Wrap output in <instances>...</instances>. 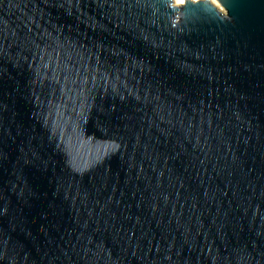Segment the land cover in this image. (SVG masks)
<instances>
[{
    "label": "water",
    "instance_id": "1",
    "mask_svg": "<svg viewBox=\"0 0 264 264\" xmlns=\"http://www.w3.org/2000/svg\"><path fill=\"white\" fill-rule=\"evenodd\" d=\"M0 264H264V0H0Z\"/></svg>",
    "mask_w": 264,
    "mask_h": 264
},
{
    "label": "bare ground",
    "instance_id": "2",
    "mask_svg": "<svg viewBox=\"0 0 264 264\" xmlns=\"http://www.w3.org/2000/svg\"><path fill=\"white\" fill-rule=\"evenodd\" d=\"M191 1H199V0H191ZM183 2H184V0H173V3L175 5H181V4H183Z\"/></svg>",
    "mask_w": 264,
    "mask_h": 264
}]
</instances>
